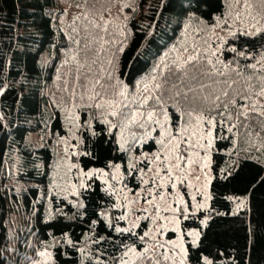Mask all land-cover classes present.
<instances>
[{
	"label": "trees",
	"instance_id": "1",
	"mask_svg": "<svg viewBox=\"0 0 264 264\" xmlns=\"http://www.w3.org/2000/svg\"><path fill=\"white\" fill-rule=\"evenodd\" d=\"M58 2L0 0V264H11L6 250L7 216L11 211L6 180L7 165L13 163L15 178L26 186L18 194H11L14 203L20 197L21 207L32 213L26 233L51 254L50 261L43 264H117L130 245L141 247L142 242L136 233L118 232L113 214L111 222L106 219L107 211L114 210V195L95 176L87 179L76 198L48 193L54 161L52 145L46 141L36 146L26 139L29 132L47 129L55 135H65L67 128L62 116L49 107L50 85L55 83L53 94L61 100L81 101L90 82L88 77L92 76L95 85V78L103 74L100 63L104 67L111 54L112 30L95 25L90 33L95 42H90L88 31L81 34L85 44L80 59L61 63L60 47L67 38L58 24L61 13ZM137 3L138 10L127 20L129 32L117 36L120 47L115 51L111 69L124 85H133L151 70L177 39L186 18L193 16L211 23L226 9V0H139ZM103 9L104 6L97 10L90 7L87 14L98 16ZM95 32L100 36L94 35ZM104 32L108 34L103 37ZM50 49L55 57L47 65L42 57ZM263 51L264 28L254 33L236 31L226 38L222 57L232 68L242 71L251 69L250 64ZM58 62L64 69L57 86ZM173 73L170 85L185 90L187 84L182 82L180 86L177 73L175 76ZM218 88L222 89L216 100L206 97L208 101L201 105L204 113L217 121L211 154V198L209 209L199 210L182 221L184 228H199L200 232L196 244L187 237V261L198 264L207 257L211 264H264V156L254 151L247 153L240 145V132L244 129L251 131L249 142L253 139L264 144V119L250 115L252 110L240 115V108L231 97L223 96L226 86L220 84ZM198 91L211 95L207 85ZM235 99L240 100L239 95ZM169 109L174 127L179 123V112L171 106ZM80 117L81 121L86 120V110L81 111ZM147 146L151 149L155 142L150 139ZM78 149L76 160L83 169H109L121 162L127 170V155L118 146L115 130L97 117L82 127ZM130 179L132 184H138L134 173ZM234 197H244L245 205L236 209ZM205 216L207 220L202 225ZM25 242H19L20 250ZM146 261L140 258L141 264L149 262Z\"/></svg>",
	"mask_w": 264,
	"mask_h": 264
},
{
	"label": "rangeland",
	"instance_id": "2",
	"mask_svg": "<svg viewBox=\"0 0 264 264\" xmlns=\"http://www.w3.org/2000/svg\"><path fill=\"white\" fill-rule=\"evenodd\" d=\"M89 2L91 6H89ZM137 2L139 0H59L58 8L61 13L58 24L67 38L60 47L59 60L61 63L76 62L80 59L83 51L82 45L85 44L81 34L88 31L90 35L95 25L109 28L106 29L107 31L112 30L111 54L104 67L103 63H100V65L102 64L100 71L103 74L99 78H95V85H93L92 76L88 77L90 82L82 93L81 101L61 100L60 96L56 97L53 94L55 83L50 85L48 90L51 96L49 107L52 110H57L62 116L67 128L66 134L55 135L47 129L29 132L26 139L36 146L43 145L46 141L52 145L54 161L50 184L47 187L48 193L76 198L79 189L85 185L87 179L95 176L103 182L115 198L112 208L114 210L107 211L106 219L111 222L110 217L113 214L112 216L117 218L116 229H130L141 238V247L136 245L129 247L134 248L136 253H144L145 249H148L143 258L149 262L145 264H181V262L191 264L187 261L186 241L188 237L193 244H196L200 233L199 228H184L182 226V221L185 220L184 215L175 213L173 209L177 207L178 201L180 204L186 203L189 205L188 218L199 210L209 209L214 129H212L211 148L206 146L205 141L204 148L189 149L182 153L185 157L191 155L193 163L189 164L185 159L181 161V168L177 169L174 167L175 155L173 154L172 175L174 179L169 181L167 179V162L160 163L168 152L157 142L162 138V129L152 124H149L147 128H141L139 123H130V121L133 114H136L139 122L146 120L148 111H160L161 109L167 111L171 117L169 109L171 106L179 112V123L173 127L170 120L166 126L172 127L175 135L187 126L185 121L188 120V116L185 115L187 108L181 94L188 93L190 97L196 95L204 98L203 101L207 100L206 97H210L215 101L219 90L222 89L218 88L220 84L226 86L225 90L227 91H224L227 95L223 96L231 97L233 103L239 106L240 115H245L244 113L252 110L250 115L257 114L259 119L263 120L264 95H261V90L264 87V51L250 64V66L252 65L251 69L240 71L232 68L229 63L223 60L222 49L226 38L234 32L254 33L264 28V0H226L224 13L215 17L211 23H206L193 16L186 18L177 39L158 58L151 70L133 85H124L111 69L114 68L115 51L120 47V40L117 36L129 32L127 20L131 14L138 10L139 3ZM101 6H104V9L98 16L87 14L90 7L97 10ZM96 34L100 36L98 32L94 33V35ZM106 34L108 33L104 32L101 35L104 37ZM90 36L92 37L90 42H95L93 36ZM110 46L108 45L106 48L109 50ZM54 57L55 52L50 49L44 53L42 62L50 65ZM190 57H196V59L186 63ZM61 63H56L58 75L55 82L57 86L59 85L58 76L64 69L59 66ZM180 65H184V70L178 71ZM193 66L200 73L198 79L195 80L185 75V70L191 73ZM173 71L177 73V79L181 81L180 86L182 82L187 84L185 90H178L177 87L174 88L170 85V80L173 79L170 78V75ZM165 81H167V92L162 95L155 86L164 84ZM103 84V87H98ZM203 85L210 87L211 95L206 96L202 91L197 93V90L201 89ZM108 87L111 88V91L107 92ZM189 89L193 91L189 92ZM81 90L82 87L80 92ZM121 90L125 91L123 97L115 95ZM237 95L240 100L235 99ZM110 100L123 101L127 104V108L123 109L128 113L127 119L121 120L119 115L114 117L109 114L113 109L108 107L106 101ZM97 104H103L104 107L98 108ZM177 105L183 106L184 109H180ZM82 110H86V120L84 119V121H81L80 117ZM139 113H145V115L140 116ZM199 114L200 112L197 110L192 115ZM203 114L206 119L213 117ZM93 117L103 120L109 129L115 130L118 146L127 155L125 163L127 170L123 168L121 162H117L109 169L94 167L83 169L78 164L76 158L79 152L80 131L84 125L91 124ZM159 119L163 120V116H160ZM216 122L215 120V124ZM203 128H208L207 123L203 125ZM250 132L246 129L240 132L242 150L247 153L254 151L256 155L264 156V144L253 139L249 142ZM244 138H247V141ZM150 139L155 142V146L151 149L147 146ZM181 147L186 148L187 145L182 144ZM15 172V163L11 166L7 165L6 187L10 194L9 203L11 205V211L7 216L9 233L7 254L11 259V264H43L50 261L51 254L47 249L41 248L32 236L26 233L32 222V213L21 207L20 197H16L18 201L14 203V196L11 193L18 194L21 188L26 186L15 178ZM89 172L94 174L89 176L87 175ZM133 173L138 182L137 185L131 183L130 176ZM181 178L183 183L178 182ZM173 183L176 184L175 189L171 187ZM193 196H195V200L192 199ZM233 201L236 209L245 205L244 197H234ZM197 205H201V207H196ZM158 208L161 211L157 212ZM164 209L168 210L164 211ZM174 217L180 220L178 227L173 222ZM206 220L207 217H203L201 224L204 225ZM170 232L175 234H169ZM146 233L147 235H145ZM20 241H26L23 250H20L18 246ZM127 250L120 256L117 264H122L123 261H129V264H141L136 255H125ZM206 261L211 264L207 257H204L202 263L198 264H205Z\"/></svg>",
	"mask_w": 264,
	"mask_h": 264
},
{
	"label": "snow or ice",
	"instance_id": "3",
	"mask_svg": "<svg viewBox=\"0 0 264 264\" xmlns=\"http://www.w3.org/2000/svg\"><path fill=\"white\" fill-rule=\"evenodd\" d=\"M232 51H236V49H232ZM240 55H243V53H240ZM196 57H190L189 61L186 63H189L193 60H195ZM179 70H184V65L178 66V71ZM185 75H188L191 79L195 80L198 79L200 73L199 70L193 66L191 73L187 72L185 70ZM173 76H175V73H173ZM157 89L161 91V94H166L167 92V81H165L164 84H159L155 86ZM192 89H189V92H192ZM115 95H118L120 97H123L125 95V91L121 90L119 93H116ZM179 95V93H177ZM227 95V94H225ZM261 95H264V87H262L261 90ZM184 104L187 108V111L185 112V115L188 116V120L185 121V124L187 125L184 127L179 133L173 134L174 129L172 127H168L170 123V117L167 113V111L161 109L160 111L152 110L148 111L146 113V120L144 121H137L136 114H133L132 120L130 123H139V127L141 128H147L149 124L159 126L160 129H162L161 136L162 138L157 141L158 143L161 144L163 148H165L168 152L167 155H165L164 160L160 161L161 164H164L167 162V179L170 181L174 179L172 172H173V164H172V156L173 154L175 155V165L174 167L177 169L181 168V161H184L187 159L188 163L191 164L193 163L191 159V155L188 157H185L182 153L188 151L189 149L195 150L196 148H204L205 147V141H206V146L208 148H211L212 146V140L211 137L213 135L212 129L216 127L215 124V118L214 117H209L205 118L204 116V110L201 107V102L203 101L204 98L198 97L196 95H192L191 97L188 95V93L184 94ZM108 107L112 108L113 111H111L109 114L111 116H120L121 120H125L128 117V113L124 111L123 109L127 108V104L123 101H116V100H110L106 101ZM96 107L102 108L104 107L103 104H97ZM199 110L200 114L193 116L192 114L194 112H197ZM138 115L144 116L145 113H139ZM222 115V114H221ZM160 116H163V120L159 119ZM155 117V119H154ZM207 123L208 128L204 129L203 125ZM155 130V128H153ZM231 131V129H229ZM167 141V143H166ZM186 144V148H182L181 145ZM159 159V157H157ZM93 172L87 173V175L91 176L93 175ZM198 179V178H197ZM179 183H183V179H179ZM173 189L176 188V184L173 183L171 185ZM182 200V197L180 198ZM193 200H195V196L192 197ZM196 207H201V205H197ZM168 209H164V211H167ZM161 211L159 208L157 209V212ZM175 213H181L184 215V219H187L188 216L187 214L189 213V205L185 204H180L179 201L177 202V207L173 209ZM124 218V217H121ZM173 222L177 225V227L180 224V220L178 218L174 217ZM118 232H125V231H130V229H120L117 228ZM175 231V229H173ZM147 235V233L145 234ZM148 252V249H145L144 253H136L134 248L129 247L125 255L129 254H134L137 256V259L143 258L146 256ZM122 264H129V261H123ZM183 264V262H181ZM205 264H208L206 261Z\"/></svg>",
	"mask_w": 264,
	"mask_h": 264
}]
</instances>
